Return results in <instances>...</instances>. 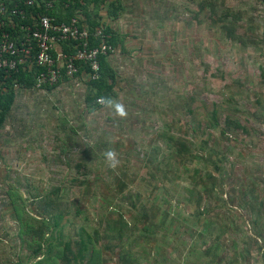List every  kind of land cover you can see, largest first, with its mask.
<instances>
[{"label":"rangeland","instance_id":"1","mask_svg":"<svg viewBox=\"0 0 264 264\" xmlns=\"http://www.w3.org/2000/svg\"><path fill=\"white\" fill-rule=\"evenodd\" d=\"M253 1L121 0L125 9L117 19L109 17L107 7L103 8V22L123 38L110 60L118 71V96L114 100L125 105L126 117L115 115L105 106L87 111L86 77H72L51 90L18 92L13 111L0 130V264H36L33 251L40 241L34 240L28 230L35 226L31 215L40 216L45 196L60 186L68 190L61 207L71 208L59 224L65 235L74 237L81 225L90 230L94 224L99 226L102 242H106L108 211L115 209L111 219L118 220L117 211L129 210L133 202H142L153 213L164 206L169 216L164 230L167 232L158 236L159 248L139 242L137 232L127 235L126 244L134 251L130 264H165L163 255L169 259L168 264H229L236 256L231 250H220L219 258L225 257L220 263L218 257L210 260L204 251H199L205 248L198 239L199 231L194 256H187L190 232L198 226L194 213L201 209L195 205L197 194L189 197L188 189L195 186L197 190L212 191L203 207L213 209L208 218L217 223L230 217L236 221L249 219V209L241 205L244 193L264 203V139H245L243 129L234 126V119L244 123L252 111L221 108L229 93H233L231 89L238 88L236 83H245L244 80L255 90L261 87L264 17L263 22L259 20V10L264 16V8ZM256 1L263 6L262 1ZM228 23L234 27L232 38L223 29ZM214 82L221 83L225 96L215 95L218 88L213 90ZM263 102L258 93H251L245 108H258ZM214 104L220 108V123H224L225 115L231 116L233 131L230 130L229 139L222 135L220 126L209 127ZM166 107L170 110L167 113ZM198 121L202 122L200 127ZM165 122L167 126L172 123V129L179 128L180 133L185 132L187 140L193 142L194 158L168 146L160 130ZM71 125L77 128L76 132H71ZM254 129L258 136V128ZM109 149L115 150L120 160L115 169L109 167L104 156ZM157 155L153 163L163 161L162 171L147 161ZM79 162L83 163L80 170L76 167ZM84 169L89 171L91 186L80 183ZM251 169L262 171L250 175ZM16 193L27 198L26 202L19 200ZM228 207L232 208L230 213L226 212ZM78 208L80 214L76 213ZM55 211L52 207L51 212ZM131 211L135 214L133 208ZM261 221L264 223V218ZM252 222H237L239 225L233 230L238 239ZM52 227L47 236L53 229L58 235L57 226ZM178 229L179 237H175ZM233 235L228 232L219 237L212 228L213 241L209 239L207 245L219 240L226 247L236 241ZM50 254L55 255L54 251ZM106 255L107 264L120 263L109 252ZM237 258V264L252 262L247 255ZM54 261L64 264L61 258Z\"/></svg>","mask_w":264,"mask_h":264},{"label":"trees","instance_id":"2","mask_svg":"<svg viewBox=\"0 0 264 264\" xmlns=\"http://www.w3.org/2000/svg\"><path fill=\"white\" fill-rule=\"evenodd\" d=\"M259 1L263 2V0ZM48 2H51L52 5H48ZM2 5H5L8 10L2 12ZM15 5H18L19 8H22L27 12L26 20H22L20 19V17L14 15L16 26L12 27L8 26L7 24L4 27L5 29H7V31H9L11 39H14L16 41L24 39L27 35V31L22 30L20 27L22 23L34 22V18L38 17V15L44 14L49 15L57 21L70 22L73 18H76L79 27H86L91 32L89 48L99 46L102 42L101 37L95 36L96 30L98 28H101L104 31V33L106 34V43L112 45L114 49H116V47L123 42V38L121 37V35H119L109 23L103 22L104 17L101 14L102 9L107 7V15L109 17H112L114 19L119 18L121 11L125 9L124 3H122L121 0H34L32 4H29L27 0H0V20L9 22V17L12 15L10 9H12ZM201 8H205V5L201 4ZM214 12L215 11L212 10V14ZM226 15L227 13L224 14L221 19H226ZM228 24L223 25V29L226 31V34L232 38L234 37V27L230 25L231 23ZM61 48L65 52L72 54L76 51L77 42L75 40L63 42L61 43ZM36 53L37 48L35 46V48L33 49V58L35 57ZM112 54L113 52L111 51L105 54H99L98 60L100 67L97 77H93L91 75L93 73V69L90 62L79 60L76 61L78 69L72 77H79L82 79L86 77L85 82L88 86V90L85 96V105L87 111L89 112L104 107V105L99 102L101 97H111L112 99H114L118 96V92L116 90L118 71L112 65V62L110 60V56ZM25 65L26 66L19 65L18 69L11 71L0 69V130L3 128L8 118L10 117L17 99L18 92L20 90H51L56 88V86L61 82L67 81L72 78L68 77L66 75V71L62 69V76L59 78L58 82L54 84H40L37 80V74L43 68L38 67L37 65H34L33 67H30L27 64ZM169 111L170 110L168 109V107H166L164 110V112L166 113ZM189 111L191 113L194 112L191 109H189ZM218 114V106L214 104V107L211 111V117L208 119L209 127L213 128L220 126ZM227 119H230L228 115ZM201 123V121H198L196 124L198 127H200ZM231 123L232 122H228V125ZM171 125L168 124L167 126V122H165V125L160 129L161 137L169 143L168 146L171 147L174 151L178 150L179 154L183 152L188 153L190 154V156H193L192 158H194L195 152L192 150L193 142L187 140L188 136L185 134V132L180 133L178 131L179 128L172 129L173 127ZM238 127L243 128V125L241 126L239 123ZM244 129L245 128H243V130ZM76 130L77 128L71 125V132H76ZM211 135L212 134L210 133V137ZM73 146L74 139H72L71 136V147ZM157 158L158 155L154 159L153 157H150V159L147 161L149 162V164H154V166L157 167L158 171H162L160 164L164 163L163 161L157 162V164L153 163L155 160L157 161ZM170 158L172 160L173 157ZM82 165L83 163L79 162L76 167L79 169L82 167ZM218 168L220 169L221 167ZM81 173V185H90L91 178L89 177V171L84 169ZM152 176H154V173ZM207 176H209V174ZM78 178L79 176H77L76 180H78ZM63 188L64 187L60 186L54 190H50L47 196H45L46 202L41 215H31V219H33L35 226H32L28 230L29 232L31 230L30 233L32 234L34 240L37 238L38 241H40L38 242L37 247L34 249L33 255H35V258L43 256L39 258L38 261H36V264H52L53 261L51 260H55L56 258H61L64 264H107L109 262L106 258L107 252H109V255L112 254V258L117 257L120 261L119 264H130L134 257V251H132L133 249L131 248V246L129 247L126 244L128 241V238H126L127 235L137 232L139 242L145 241L146 243L154 246L153 244L157 243L158 236L160 237V234H162L163 236L164 233L167 232L164 230L169 216L167 215V211L164 209V206H159L157 212L153 213L151 209H146L145 203L140 202L138 204V202H133V205L129 210L123 209L115 213L120 217L118 220L111 219L115 209L108 211V215L106 214V229L104 237L106 239V242H102L103 239L100 236L99 226L96 227L94 224H92L93 227H91L92 229L90 230L87 229V226L85 224L81 225L78 231L74 234V237H72L71 235H65L64 229H62V227L59 228V224L62 218H64L66 214H69L71 208L68 205H62L61 207L62 198H65V194L66 192H68L66 187L64 189ZM233 190L236 191V189ZM188 192L190 194L189 197L197 194L198 198H196L195 200V205L200 207L201 209H197L194 213L197 218V220H195L194 222L198 223V226L196 225V228L193 227V231L190 232V235L188 234L191 242H188V244L186 245V253H188L187 256H194L195 248L197 247L195 236L199 231L198 239L203 243V246L205 247L199 248V251H201V253L204 251L205 257L207 259L209 258L210 260H213L215 258L217 259L218 257L219 262L217 263H220V261L225 260V257L219 258L220 250L224 248L223 245H221L222 242L216 240V242H214V245H207L210 240L213 241V239H211L212 228L216 229L217 236L221 237L222 234H227L231 230L232 232H234L233 229L235 225L238 226L239 224L235 219H232L233 217H230L228 221L219 223H217V221H214V218L211 220L210 218H208L213 209L211 207H203V203L205 199L211 198V190H197L194 186L188 189ZM205 193H208V197H205ZM15 195L19 198V200H23L24 203L26 202L27 198L23 197L22 194L16 193ZM53 195H56V197H53ZM97 196V194L93 196L95 201ZM162 198L164 201H167V198L165 196H163ZM242 198H244L243 203H241L242 208L247 207L249 209V214H251L253 217L256 216L251 226L252 230L261 234L262 229L264 228V223L259 222L257 218L261 217L264 214V203L260 201L256 196L255 198H253L250 197L247 193H244ZM234 199L235 198H233L232 201ZM137 200L139 201V199ZM160 201L161 199H159V203ZM257 201L258 203L256 204ZM101 202L103 203V205H105V199L101 198ZM52 207L54 210H56L53 213L51 212ZM132 208L134 209L135 214L130 213L132 212ZM217 208H219L218 205ZM231 210L232 208L228 207L226 212L230 213ZM46 213L49 215L48 217H45ZM76 213L80 214L81 209L78 208ZM227 216L229 217V215ZM189 219L190 218H188L187 220ZM52 224H55V227L57 226L58 235H54L53 229L51 234L47 236V234L50 232V229L53 228ZM199 225L201 226L200 229ZM179 230L180 229H178L177 233L175 234V237H179ZM186 230L187 227L185 231ZM244 233L249 236V230L245 231ZM217 239L220 238L217 237ZM191 243L192 245H190ZM236 243L238 242L234 240L232 242V246H236ZM244 243L247 244L248 247H251L253 245V240L248 238L247 240H244ZM46 247H48L47 250ZM159 247L160 246L158 245V248ZM52 251H54L55 253L54 256L50 254V252L52 253ZM157 252H159V249L157 250ZM147 254L149 256L151 255L150 253ZM247 257L251 259L253 256L247 255ZM161 259L165 262V264L169 263V259L164 258V255L161 257ZM254 259L255 263L259 262L258 264H264V252L258 256L255 255ZM180 260L181 259H178V262L182 261ZM237 261L238 258L237 256H235L229 261V264H237ZM57 263L60 264L58 261ZM54 264H56V262Z\"/></svg>","mask_w":264,"mask_h":264},{"label":"built area","instance_id":"3","mask_svg":"<svg viewBox=\"0 0 264 264\" xmlns=\"http://www.w3.org/2000/svg\"><path fill=\"white\" fill-rule=\"evenodd\" d=\"M32 4L34 0H27ZM264 4V0H263ZM48 5H52L48 2ZM7 7L2 5L1 11H7ZM11 11L9 22L0 20V69L16 70L19 65L30 67L37 65L43 68L37 74L40 84H54L62 76L64 69L68 77L74 76L77 71L76 61L90 62L93 77L98 76L100 53L114 52L112 45L106 43V34L101 28L96 30L95 36L101 37L102 42L99 46L89 48L90 30L86 27H79L77 19L73 18L70 22L57 21L49 15H38L34 22L22 23L21 29L27 31L24 39L16 41L11 39V35L5 25L16 26L14 15L22 20L27 19V12L15 5ZM36 20V21H35ZM15 23V24H14ZM75 40L77 48L74 53H67L61 48V43ZM81 45V46H80ZM37 48V53L33 58V49Z\"/></svg>","mask_w":264,"mask_h":264},{"label":"crops","instance_id":"4","mask_svg":"<svg viewBox=\"0 0 264 264\" xmlns=\"http://www.w3.org/2000/svg\"><path fill=\"white\" fill-rule=\"evenodd\" d=\"M253 1V0H252ZM253 2H256V5H258L260 8H264V4L263 6H261L260 4L257 3L256 0H254ZM259 12L261 13V10H259ZM259 13V20L263 22V17L262 14ZM261 15V16H260ZM264 62V61H263ZM246 76V75H245ZM261 78H263L260 86L258 87L257 90H255L253 87H251L250 85H248L246 83V81L243 80V82H238L237 85V89L235 87H233L231 90L233 93H229V95L227 96L228 99L226 100V104L224 102H222V107L228 106V109H232L233 111L237 112V111H241L243 110H248V111H252L251 116L249 117V120H244V123L242 120H236L237 122L234 124L235 128L238 129V124L240 123V125H243V128H245L243 130V136H245V139H264V102L258 107V108H253L252 106H248V108H245V105L249 102V99L251 98V93H258V95L263 97V101H264V73L260 75ZM241 84H246L245 86L241 85ZM217 87L218 90L216 91L214 88ZM231 88V85H230ZM230 88H227L228 91L230 90ZM213 90H215V95L219 96V97H223L225 96V92L222 89V85L220 82L216 83L214 82L213 84ZM253 91V92H251ZM221 101V98H220ZM222 101H224V99H222ZM220 110V108H218ZM230 119H227V115H225L224 118V123H220V127L222 129V135H226L227 137L225 139H229L228 135L230 134V130L233 131L231 129V127L233 126V123L228 125V122H233L231 121V116L230 114L228 115ZM245 123H249V125L251 127L254 128H258L259 133L258 136H256V132L257 130L254 128H251L247 126V124L245 125ZM224 125V126H223ZM242 128V129H243ZM225 129V130H224ZM224 130V131H223ZM243 157H240V159ZM261 169H251V173L250 175H254V173H259L261 172ZM254 172V173H253ZM264 172V171H263ZM264 174V173H263ZM249 175V174H248ZM261 201V200H260ZM263 202V201H262ZM258 203V201L256 202V204ZM256 216H252L251 214L249 215V219L247 218H240L239 221L237 222H243L247 220L248 224H250ZM264 218V214L257 218L259 220V222H262L261 220ZM253 223V222H252ZM249 230V236L246 233L240 234V236H242L241 238H237L236 236V241L238 243H236V246H232V243H230L229 245H226V247H224L226 250H231L233 251V254L237 255H252L253 257L251 259H249V262H251V264H258L259 262L255 263V259L254 256L255 255H260L264 252V232H262L261 234H259L258 232L252 230V228L250 227V229H246ZM231 235H233L232 230L230 231ZM233 235V236H234ZM233 238V237H232ZM248 238H250L251 240H253V245L251 247H248L247 244L244 243V240H247ZM232 242V241H231ZM235 243V242H234ZM231 246L233 248H231ZM223 248V249H224ZM36 260H38L36 258ZM54 261V260H51ZM36 262V261H35Z\"/></svg>","mask_w":264,"mask_h":264},{"label":"clouds","instance_id":"5","mask_svg":"<svg viewBox=\"0 0 264 264\" xmlns=\"http://www.w3.org/2000/svg\"><path fill=\"white\" fill-rule=\"evenodd\" d=\"M106 108L114 110L115 115L119 117H126L127 111L126 107L123 103L118 102L111 97H101L99 100ZM105 159L109 165V167L115 169L120 164V160L118 159L117 152L115 150L109 149L104 153Z\"/></svg>","mask_w":264,"mask_h":264}]
</instances>
